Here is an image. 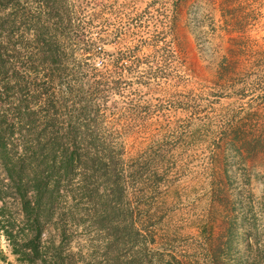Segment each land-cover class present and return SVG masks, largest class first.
Instances as JSON below:
<instances>
[{
  "label": "rangeland",
  "instance_id": "1",
  "mask_svg": "<svg viewBox=\"0 0 264 264\" xmlns=\"http://www.w3.org/2000/svg\"><path fill=\"white\" fill-rule=\"evenodd\" d=\"M65 1L123 149L116 194L62 203L44 238L66 225L78 264H264V0H230V30L220 0Z\"/></svg>",
  "mask_w": 264,
  "mask_h": 264
},
{
  "label": "trees",
  "instance_id": "2",
  "mask_svg": "<svg viewBox=\"0 0 264 264\" xmlns=\"http://www.w3.org/2000/svg\"><path fill=\"white\" fill-rule=\"evenodd\" d=\"M22 1L0 0V237L15 256L7 261L0 248V261L78 264L65 261L73 253L67 226L56 225L57 239H46L44 223H74L62 203L116 194L108 181L118 177L123 143L106 121L101 80L69 58V41H83L85 31L73 24L67 2L34 0L31 13ZM220 1L230 30V0ZM229 32L228 49L236 39Z\"/></svg>",
  "mask_w": 264,
  "mask_h": 264
}]
</instances>
